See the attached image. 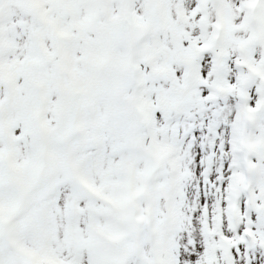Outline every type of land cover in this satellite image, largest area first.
I'll list each match as a JSON object with an SVG mask.
<instances>
[{
	"label": "snow or ice",
	"instance_id": "6c2138e0",
	"mask_svg": "<svg viewBox=\"0 0 264 264\" xmlns=\"http://www.w3.org/2000/svg\"><path fill=\"white\" fill-rule=\"evenodd\" d=\"M0 264H264V0H0Z\"/></svg>",
	"mask_w": 264,
	"mask_h": 264
}]
</instances>
